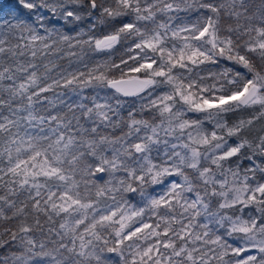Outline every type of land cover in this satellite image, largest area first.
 I'll return each instance as SVG.
<instances>
[{
	"label": "snow or ice",
	"instance_id": "1",
	"mask_svg": "<svg viewBox=\"0 0 264 264\" xmlns=\"http://www.w3.org/2000/svg\"><path fill=\"white\" fill-rule=\"evenodd\" d=\"M0 264H264V0H0Z\"/></svg>",
	"mask_w": 264,
	"mask_h": 264
},
{
	"label": "trees",
	"instance_id": "2",
	"mask_svg": "<svg viewBox=\"0 0 264 264\" xmlns=\"http://www.w3.org/2000/svg\"><path fill=\"white\" fill-rule=\"evenodd\" d=\"M181 15H183V14H181ZM99 58H103V57H99Z\"/></svg>",
	"mask_w": 264,
	"mask_h": 264
}]
</instances>
